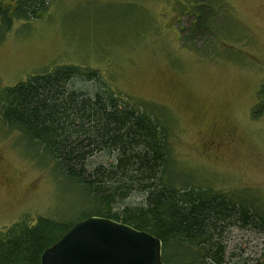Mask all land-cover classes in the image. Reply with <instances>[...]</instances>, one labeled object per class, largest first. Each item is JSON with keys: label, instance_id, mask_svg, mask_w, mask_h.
I'll return each instance as SVG.
<instances>
[{"label": "rangeland", "instance_id": "374dc122", "mask_svg": "<svg viewBox=\"0 0 264 264\" xmlns=\"http://www.w3.org/2000/svg\"><path fill=\"white\" fill-rule=\"evenodd\" d=\"M198 6L211 15L201 29ZM65 64L93 69L125 104L160 109L174 184L250 193L264 215V0H49L39 17L0 26V89ZM111 160L94 152L86 163ZM95 210L83 187L0 118V234ZM225 242L232 263L264 264V228L231 226Z\"/></svg>", "mask_w": 264, "mask_h": 264}, {"label": "trees", "instance_id": "16d2710c", "mask_svg": "<svg viewBox=\"0 0 264 264\" xmlns=\"http://www.w3.org/2000/svg\"><path fill=\"white\" fill-rule=\"evenodd\" d=\"M48 1L16 0L9 7L0 0L2 31L14 18L39 17ZM197 9L195 29H201L211 15H204L203 6ZM99 81L93 69L73 64L31 75L0 89V118L37 143L66 179L83 187L102 209L95 210L97 215L160 238L164 264H240L227 259L226 233L234 225L264 228L257 199L174 184L166 174L167 127L160 109L125 104ZM90 82L93 91L85 88ZM259 95L264 99V85ZM94 152L111 155V162L89 169L86 160ZM114 203L120 209L110 213ZM73 223L40 216L33 223L13 224L0 234V264H40V253Z\"/></svg>", "mask_w": 264, "mask_h": 264}, {"label": "water", "instance_id": "95a60500", "mask_svg": "<svg viewBox=\"0 0 264 264\" xmlns=\"http://www.w3.org/2000/svg\"><path fill=\"white\" fill-rule=\"evenodd\" d=\"M40 264H164L152 233L99 215L73 223L39 256Z\"/></svg>", "mask_w": 264, "mask_h": 264}]
</instances>
